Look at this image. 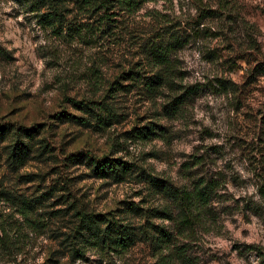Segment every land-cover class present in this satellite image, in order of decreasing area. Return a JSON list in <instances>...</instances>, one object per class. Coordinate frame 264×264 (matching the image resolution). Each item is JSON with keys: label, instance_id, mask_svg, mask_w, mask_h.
I'll return each mask as SVG.
<instances>
[{"label": "rangeland", "instance_id": "rangeland-1", "mask_svg": "<svg viewBox=\"0 0 264 264\" xmlns=\"http://www.w3.org/2000/svg\"><path fill=\"white\" fill-rule=\"evenodd\" d=\"M100 3L0 0V264H264V0Z\"/></svg>", "mask_w": 264, "mask_h": 264}, {"label": "trees", "instance_id": "trees-1", "mask_svg": "<svg viewBox=\"0 0 264 264\" xmlns=\"http://www.w3.org/2000/svg\"><path fill=\"white\" fill-rule=\"evenodd\" d=\"M110 1L111 0H101L100 4H101V7L104 8L105 12H107L109 10V7L111 6V4L109 3ZM119 1L122 4L127 3V5L135 7L139 3H143V2L151 1V0H119ZM106 18H107V20L109 19L108 17H106ZM158 52H160V53L156 54V56H159V60H158L159 63L160 64L166 63L167 59H165V58L167 55L163 51L158 50ZM257 71L264 74V63H261L259 65V67H257ZM129 76L134 80L143 79L144 84L147 87H149L150 89L159 85L162 82V78H163L159 73L148 75L143 71L131 72L129 74ZM75 104L83 105V102L82 101L75 102ZM84 106L86 108H89V104H86ZM90 110L94 111L95 109H93L91 107ZM108 120H109L108 117L102 116L100 114L98 115V123L99 124H108ZM28 131H31V129H28V130L27 129L23 130L21 128L16 129V133L19 134V136H24V134L32 136V134L28 133ZM7 133H8L7 127L2 126L0 129V136L5 137L7 135ZM19 148H20L19 151L21 154H27L30 150L29 146L27 144H24V143H22V145H20ZM87 154L90 155L89 153H86V155ZM76 155H85V154H84V152H79ZM90 156H91L92 160L96 162V171L99 172V174H101L103 176H107L111 173L112 174L113 173L119 174L121 172V170L123 172H125L124 165H122L123 167L121 169L120 167H118V165H119L118 163L116 164L113 162H109L108 164H106V162H103L104 159H101V158L98 159L92 155H90ZM152 181L154 182V184L162 186L164 189L168 190V192L173 194V196L176 197L178 199V201L180 202L182 212L184 213V215H187V216L190 213H192L194 210H196L197 207L204 206V204L206 205L208 203V200H209V198L211 196V192H212V187H210L209 184H206V185L198 184L192 190H188V189L176 187L172 183L168 182L165 179L153 178ZM190 216L192 217V214ZM189 218L190 217H187L186 220H190Z\"/></svg>", "mask_w": 264, "mask_h": 264}]
</instances>
